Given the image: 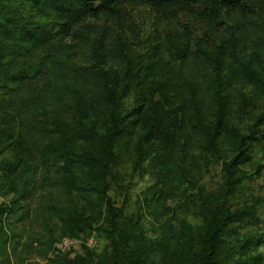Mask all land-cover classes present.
<instances>
[{
    "label": "trees",
    "instance_id": "trees-1",
    "mask_svg": "<svg viewBox=\"0 0 264 264\" xmlns=\"http://www.w3.org/2000/svg\"><path fill=\"white\" fill-rule=\"evenodd\" d=\"M122 1L162 9L205 3L219 10L243 7L249 0H0V143L3 136L15 138L16 161L7 170L21 175L14 190L19 202L0 204L3 252L14 239L7 235V227L14 218L24 222L26 217L21 202L43 190L51 194L48 213L72 224L87 221L85 208L100 217L104 214L107 228L101 232L109 245L98 253V264H124L116 238L118 216L109 195L112 164L132 162L135 170L154 176V185L137 202L150 215L151 211L161 215L165 202L188 181L196 153L224 147V132L234 148L223 164L228 196L240 183L236 171L248 160L249 145L264 139V115H255L244 134L227 127L225 95L227 85L241 84L264 97V37L253 50L245 37L226 40L211 52L201 47L194 57L205 66L202 79L185 77V63L193 61L190 55L180 65L163 56L146 65L118 47L110 55L124 63L120 71L104 67L106 52H100L106 47L96 50L93 45L96 65L87 68L76 62L65 39L78 33L89 16ZM135 89L137 98L126 107L124 100ZM205 93L217 106L214 121L206 110ZM54 128L61 135L62 128H69L73 139H58ZM227 203L211 215L203 234L201 264H263L264 233L239 238L224 250L218 246L229 222L251 213L232 211ZM161 225L156 238L141 236L137 264L171 247L179 248L185 259L196 253L189 224L183 223L177 236L170 221ZM29 248L46 254L34 243Z\"/></svg>",
    "mask_w": 264,
    "mask_h": 264
},
{
    "label": "rangeland",
    "instance_id": "rangeland-1",
    "mask_svg": "<svg viewBox=\"0 0 264 264\" xmlns=\"http://www.w3.org/2000/svg\"><path fill=\"white\" fill-rule=\"evenodd\" d=\"M114 6L111 10L89 16L78 33L65 39L80 65L87 68L96 65L93 45H96V50L105 46V51L100 53L106 52L108 63L103 66L121 71L124 63L110 55L121 47L133 61L140 57L146 65H152L161 56L180 65L190 55L193 61L185 63V77L202 79L205 66L194 57L201 47L211 52L228 43L226 40L245 37L246 45L253 50L255 42L260 43L264 37V0H249L243 7L219 10L211 9L205 3L190 6L177 4L162 9L146 3L122 1ZM137 94L136 89L131 91L124 100L126 107L135 102ZM225 95L228 103L227 127L234 133H247L255 122V115H264V97L250 86L241 84L227 85ZM204 96L206 110L210 120L214 121L217 106L212 103L209 93ZM62 129L65 130L62 135L58 128L53 129L56 130L55 137L71 141L69 128ZM261 130L264 133V126ZM223 137L224 147L216 152L196 153L189 165L188 181L165 202L166 208L161 215L153 211L150 215L137 202L144 191L154 185V176L135 170L132 162L112 164L109 195L118 216L116 238L124 264H137L136 247L141 236L156 238L161 224L168 221L176 236L183 223L189 224L196 241V253L185 259L179 248L171 247L142 263L201 264L203 234L208 229L211 215L220 210L226 200L232 211L249 210L251 213L238 215L229 222L218 244L221 250L239 238L264 233V139L249 145V158L236 171L240 183L228 196L223 164L230 160L234 148L230 143L232 138L229 139L226 132ZM14 141L15 138L3 136L0 143V204L19 202L14 190L21 184V175L10 174L7 170L9 163L16 161ZM6 163L8 166L4 165ZM11 186L14 189H10ZM44 194L42 190L28 201L21 202L25 204L26 217L24 222L14 218L15 223L7 227V235L14 239L8 242L6 251L0 250V264H98V253L109 245L105 233L101 232V229L107 228L104 214L100 217L85 208L87 221L75 225L54 213L49 214V205L46 204H49L51 194L49 191ZM16 230L17 236L14 234ZM5 238L6 235L3 236ZM31 243L44 247L46 254H35L29 248ZM263 250L264 244L260 246V252Z\"/></svg>",
    "mask_w": 264,
    "mask_h": 264
}]
</instances>
